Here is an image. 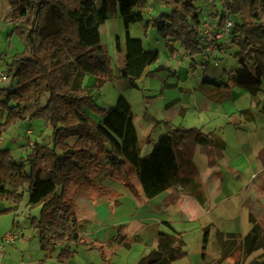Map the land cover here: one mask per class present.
Listing matches in <instances>:
<instances>
[{"label": "trees", "instance_id": "trees-1", "mask_svg": "<svg viewBox=\"0 0 264 264\" xmlns=\"http://www.w3.org/2000/svg\"><path fill=\"white\" fill-rule=\"evenodd\" d=\"M148 1L7 0L11 35L18 36L24 49L10 58L6 65L9 86L0 88V203L13 205L1 210L0 215L16 212L27 189V206L30 210L40 209L38 217H30L39 249L45 258L56 254L58 263L70 260L75 253L72 247L83 243L74 194L95 193L119 205L118 194L94 182L103 161L108 179L118 182L136 199L149 201L177 183L192 181L190 176L196 175L188 155L190 134H194L193 142L211 149V139L200 131L171 129L164 123L166 133L149 154L141 157L130 103L120 95L112 107L104 109L96 103L91 90L83 86L84 78L92 76L91 89L99 92L114 78L111 57L100 37V27L112 14H118L125 29V55L119 77L133 89L140 90L138 81L159 62L160 55L146 50L140 39L132 38L128 33L130 25L154 28L166 40L170 58L177 54L175 44L190 57L203 54L199 37L201 12L195 0H155L170 12L144 22L143 9ZM227 4V15L239 16L243 22L235 28L238 38H233L238 49L234 55L237 68L226 75V82L217 85L204 80L203 84L218 90L240 87L255 98L264 87V66L255 57L256 50L245 33L258 27L264 35V0H229ZM116 49L121 52L119 39ZM261 110L264 114V104ZM26 121H42L45 128L51 129V142L27 158L15 159L9 149L2 148L1 141L10 128ZM208 159L211 164V153ZM192 183L191 191L202 204L199 182L194 179ZM161 224L166 230H158L156 249L136 264H173L187 257L183 234L169 222ZM249 225L248 234L239 237V247L247 254L260 250L262 261L256 259L251 264H264V232L253 216ZM124 229L116 228L111 243L128 245ZM209 234L208 226L202 230V261ZM236 238L216 233L222 251L228 248L229 252ZM102 258L108 262L104 254Z\"/></svg>", "mask_w": 264, "mask_h": 264}, {"label": "rangeland", "instance_id": "rangeland-1", "mask_svg": "<svg viewBox=\"0 0 264 264\" xmlns=\"http://www.w3.org/2000/svg\"><path fill=\"white\" fill-rule=\"evenodd\" d=\"M227 1L229 0H195V5L199 8L201 15L200 19L206 18L208 21L221 20L222 16H228ZM9 6L7 0H0V63L3 65H9L10 58L23 51L24 46L19 40L18 36L13 34L12 26L10 24H4L6 17L7 7ZM234 23V38H238V33L235 28L241 25L243 22L239 16H229ZM8 18V16H7ZM128 33L132 38L142 39L145 47L157 48L160 51L159 64L163 66H169V51L166 46V40L162 37H158V41L154 40L155 30L154 28H148L145 30L140 24H132L128 29ZM158 34V33H157ZM246 36L251 41L252 46L255 48V57L264 66V55L259 51H264V35L261 33L260 28L254 27L246 30ZM101 42L104 44L112 61V69L114 78L108 82L98 92L91 89L94 78L92 76H86L84 78V86H87L94 97L96 103L102 108L111 107L118 96H123L131 104L132 113L134 116V122L136 125L138 137L140 156L144 157L153 146V142H156L161 134L166 133V127L162 124L161 127H155V124L151 123V116L158 115L166 116V112L172 109L168 106L166 109L160 111L158 106L162 103L161 97H156L154 100L145 97L143 93L144 84L139 83L140 90L131 88L130 84L119 77V73L122 67V60L116 49V40L119 39L121 43L125 42V29L122 19L118 14L109 15L108 19L100 27ZM235 47L233 40L226 45V56L231 59L234 57V53L237 48ZM176 48V47H175ZM184 53H186L184 51ZM199 60V58H197ZM207 64V63H206ZM208 65V64H207ZM223 74L222 66L218 64H210L206 68L196 66L192 73V76L200 81L203 79V75L209 77H217ZM178 75L182 77L187 76V70L180 69ZM147 85V84H145ZM9 86V83L6 87ZM157 86V84H153ZM160 86V84H159ZM5 87V88H6ZM234 104L239 109H246L249 105V96L240 93L235 90ZM173 95L171 91L167 92V98ZM152 105L156 110L151 111V115H146L147 110L145 107L147 104ZM160 108V106H159ZM95 120L96 117L94 118ZM3 121V116H0V122ZM153 125L149 132L146 131L147 127ZM258 125L264 131L263 120L258 121ZM51 129L45 128L42 121H26L24 123H18L10 128L2 139V148L9 149L12 156L15 159L27 158L29 155H33L34 152L45 145H50L51 142ZM149 137V143L147 139ZM226 142H233L229 135H225ZM189 140H194L190 137ZM69 144L73 143V140L68 141ZM103 168L99 174L94 178V182L97 185H101L104 180L108 179L107 169L105 167L106 162L103 161ZM110 180V179H109ZM105 182V181H104ZM102 186V185H101ZM22 190H20L21 192ZM90 196H92L90 198ZM74 199L77 202V220L79 226V233L81 235L82 245L72 247L77 253H74L73 257L65 263H58L55 259L56 254L51 258H45V253L39 249V240L37 233L31 226L30 217H38L40 209L30 210L27 206L29 200V194L27 189L24 191V201L14 213L8 215H0V234L3 236L8 232L17 233V238L14 241L13 246L7 245L2 251V257L0 264H136L141 255L148 254L154 249L153 246V228L157 222L155 213L153 214L150 207H153L156 202L149 204L145 203V200L141 197L139 202L140 207L137 206L138 202L132 195H124L119 197L118 208L115 213L112 214L116 205L113 202H108L104 198L95 196V193L81 192L74 194ZM149 202V201H147ZM13 206L5 201L0 203V211ZM175 209L171 211L172 219L176 221L177 215ZM135 213V214H134ZM157 214V213H156ZM141 218L147 226L140 231V243L129 241L128 245H119L117 243H111L110 237H112V227L118 223H129V237L134 240L135 229L139 226L137 222ZM145 219V220H144ZM179 231L184 232L183 239L186 244L185 251L187 257L183 259V262L178 264H251L252 261L260 258L262 252L255 251L252 254H247L243 248L239 247L240 239L236 238L234 246L227 252L220 249V246L215 239L208 245L204 261L201 260V236L197 228L198 223L191 222L178 223ZM177 225V224H176ZM17 226V227H16ZM231 242V241H230ZM241 243V242H240ZM116 244L113 248L111 245ZM230 244V243H229ZM104 245V246H103ZM89 247L90 250L87 248ZM236 248V249H235ZM102 254L106 256L107 263L103 261ZM177 262V261H176ZM175 263V262H174ZM173 263V264H174Z\"/></svg>", "mask_w": 264, "mask_h": 264}, {"label": "crops", "instance_id": "crops-1", "mask_svg": "<svg viewBox=\"0 0 264 264\" xmlns=\"http://www.w3.org/2000/svg\"><path fill=\"white\" fill-rule=\"evenodd\" d=\"M9 10L10 7L8 6L4 24H10L7 18ZM169 12L170 9L162 2L149 0L143 9L144 22L155 19L162 13ZM140 25L144 27L143 24ZM155 33L154 40H160L156 30ZM140 40L146 50L158 51L160 55V51L157 48L145 47L143 40ZM228 44L230 45V43ZM174 48L177 50V54L170 58L169 66H163L158 62L150 67L138 81V86L141 82L144 84L142 91L145 97L153 100L156 97L162 98V103L159 105L160 108L158 106L160 111H162L163 107L164 109L168 106L172 107L166 112V116H151V123L155 124L154 128H160L165 123L171 129L179 127L196 129L211 139L212 146L210 149L207 145L201 146L199 143L192 142V140H189L190 137H195L194 134H190L187 138V143L190 144L188 155H190L189 157L196 168V175L190 176L192 181L177 183L166 192L149 200V202L145 200L147 204L156 202L149 210L152 213L154 212L157 217L152 237L154 249L157 247L158 230H166L162 226V222H169L177 232L182 234L184 232L179 231L178 225L181 224L178 223L189 224L196 221L199 235L205 227L209 226L208 245L215 239L217 231L222 234L246 236L250 230V216L257 220L264 232V131L258 125V121L263 120L264 122V114L261 110V106L264 104V87L256 94L255 98H252L248 91L240 87L230 86L227 90H218L205 85L203 84L204 80L217 85L221 82H226V75L237 68L235 58L231 59L225 54L218 63V65L222 66L223 74L217 77L203 75V79L200 81V79L197 80L193 77L192 73L196 66H201L204 69L210 65L207 63L206 57L203 54L190 57L187 53H184L179 44H175ZM237 52L238 50H236L234 55ZM118 54L123 66L125 55V45L123 43H121V52H118ZM181 68L187 70L186 77L178 75ZM155 83L157 86H153ZM235 90L250 97L248 108L239 109L235 106L232 98L235 96L233 95ZM169 91L173 93L170 99L167 98V92ZM126 100L128 101V99ZM256 102L260 103L259 107ZM146 104V115H151V111L156 109L152 105ZM134 116L133 114V122ZM134 126L136 128L135 122ZM152 126L147 127L146 131L149 132L153 128ZM225 135H229L233 142H226ZM157 141L152 143L153 146ZM210 153L212 155L211 164L208 159V154ZM193 178L199 182L200 187L198 190L203 195L202 204L191 191ZM104 181L100 184L119 196L132 195L118 182L109 179ZM135 200L138 202L137 206L140 207V200L136 198ZM145 203L142 202L141 204ZM117 208L118 206L114 208L112 214L115 213ZM174 209L178 223L170 216L171 211ZM138 219L139 226L135 229L136 238L134 240L130 239L129 233H127L130 231L128 228L129 223H118L113 225L112 237L108 241L116 236V228L123 226L125 228L123 234L126 238L129 241L140 243V231L147 224L141 218ZM10 246H13V244ZM111 247L115 248L116 244H112ZM87 248L90 250L89 247ZM75 250L73 251L77 253ZM143 256L145 255H141L139 260ZM181 262H183V259L178 260L174 264Z\"/></svg>", "mask_w": 264, "mask_h": 264}, {"label": "built area", "instance_id": "built-area-1", "mask_svg": "<svg viewBox=\"0 0 264 264\" xmlns=\"http://www.w3.org/2000/svg\"><path fill=\"white\" fill-rule=\"evenodd\" d=\"M233 32L234 23L229 16L218 21H208L206 18L201 20L200 44L208 64H218L223 58L226 53V45L231 43L234 38ZM8 83L7 67L0 63V88H5ZM17 237V233L8 232L3 236L0 234V260L4 247L14 244Z\"/></svg>", "mask_w": 264, "mask_h": 264}]
</instances>
